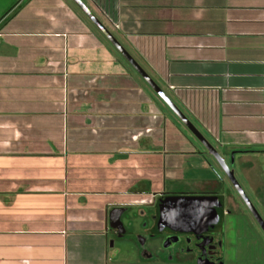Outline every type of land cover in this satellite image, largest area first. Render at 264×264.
Wrapping results in <instances>:
<instances>
[{"label": "crops", "instance_id": "crops-1", "mask_svg": "<svg viewBox=\"0 0 264 264\" xmlns=\"http://www.w3.org/2000/svg\"><path fill=\"white\" fill-rule=\"evenodd\" d=\"M80 1L216 152L264 156V0ZM209 158L72 0L2 15L0 264H149L108 211L205 191Z\"/></svg>", "mask_w": 264, "mask_h": 264}, {"label": "flooded vegetation", "instance_id": "flooded-vegetation-1", "mask_svg": "<svg viewBox=\"0 0 264 264\" xmlns=\"http://www.w3.org/2000/svg\"><path fill=\"white\" fill-rule=\"evenodd\" d=\"M234 152V151H233ZM244 154L257 153L252 150L238 151ZM260 154L264 152L259 151ZM220 158L223 159L224 165L231 173V180L224 173L218 162L212 157L214 161V171L216 174V181L213 182L203 192H183L178 194L167 195H181V196H215L210 199L213 205L217 203L220 207V218L210 217L216 220L209 224V228L204 233H201L199 227H192L190 232H171L163 229L159 232H153L156 229L163 228V225L156 224L155 214L152 208L144 214L140 221L135 225L132 223V217L127 214V211L122 213L121 219L123 222V232L120 229H112L110 238L114 244L115 250L118 252L128 250L131 242L136 241V236L144 238V248L146 252L139 255V249L135 254L137 258L141 256L147 258L149 264H216L222 263L221 249H222V223L223 215L229 214L231 208H235L231 201V196H235L238 205L241 206L239 212L242 213L244 222L248 224L253 238V243L262 247L263 252L258 261L264 264V183L262 182L261 174L255 168L254 164L258 161H238L234 160V154L228 153L225 158L217 152ZM255 167V168H254ZM221 172V174L216 170ZM253 172V175H247V172ZM228 173V172H226ZM241 181H240V180ZM242 182V185L241 183ZM214 185V186H213ZM218 187V188H217ZM244 188V189H243ZM249 194V195H248ZM166 195V194H165ZM161 195V196H165ZM159 196V195H158ZM252 198H251V197ZM227 198V199H226ZM226 199V201H225ZM257 203V207H256ZM137 228V234L133 233V229ZM208 225L206 224V227ZM166 228H177L188 230L190 227L183 225H165ZM137 243V241H136ZM247 260V259H245Z\"/></svg>", "mask_w": 264, "mask_h": 264}, {"label": "water", "instance_id": "water-1", "mask_svg": "<svg viewBox=\"0 0 264 264\" xmlns=\"http://www.w3.org/2000/svg\"><path fill=\"white\" fill-rule=\"evenodd\" d=\"M79 9L89 18V20L96 26V28L106 37V39L116 48V50L122 55V57L134 68V70L143 78L147 85L153 90V92L166 104V106L175 114L185 128L199 141L206 152L212 156L222 170L231 180V173L224 165L223 159L217 154L215 149L202 137V135L196 130V128L190 123V121L178 110V108L166 97V95L157 87V85L144 73L136 62L124 51V49L116 42V40L108 33V31L100 24V22L93 16V14L83 5L80 0H72ZM228 172V173H226ZM216 198L215 196H181V195H165L161 194L157 198H152L148 204L149 208L155 214L156 224L163 225V228L156 229L153 232H159L163 229L171 232H190L192 227H199L201 233H204L210 227L209 224L216 222L210 217L217 218V222L220 218V210L216 211L220 204L213 205L210 199ZM215 200V199H214ZM125 211L122 207H114L107 213L108 227L110 229H120L123 232V222L121 219L122 213ZM187 225L190 228L173 229L166 228L165 225ZM206 224L208 225L206 227ZM137 244L139 248V255L146 252L144 248V238L136 236ZM112 239L108 240V247H112ZM148 257V256H146ZM141 256L139 259L147 261V258ZM216 264H222L217 262Z\"/></svg>", "mask_w": 264, "mask_h": 264}, {"label": "rangeland", "instance_id": "rangeland-1", "mask_svg": "<svg viewBox=\"0 0 264 264\" xmlns=\"http://www.w3.org/2000/svg\"><path fill=\"white\" fill-rule=\"evenodd\" d=\"M20 1L22 2V0H0V18L10 7L19 3ZM213 145L215 148H218L215 144ZM217 150L219 151V149ZM210 160L213 165V159ZM256 161L258 162H256L254 165L258 168H254L258 173L261 174L262 182L264 183V156L258 157ZM216 170L219 172L217 168ZM219 173L221 174V172ZM240 183L242 185V182ZM204 188L205 186H195L194 188L190 189L201 191ZM183 191H188L187 186ZM230 199L234 203L235 208H231V212L229 214L223 215L221 249L222 264H262L260 261H258V259H260L259 257L261 256L263 249L262 247H259L257 244L253 243L254 240L251 236V231L248 227V224L244 222L242 213L239 212L241 206L238 205V202L236 201L237 198H235V196H231Z\"/></svg>", "mask_w": 264, "mask_h": 264}, {"label": "trees", "instance_id": "trees-1", "mask_svg": "<svg viewBox=\"0 0 264 264\" xmlns=\"http://www.w3.org/2000/svg\"><path fill=\"white\" fill-rule=\"evenodd\" d=\"M5 13H6V12H5ZM5 13H4V14H5Z\"/></svg>", "mask_w": 264, "mask_h": 264}]
</instances>
